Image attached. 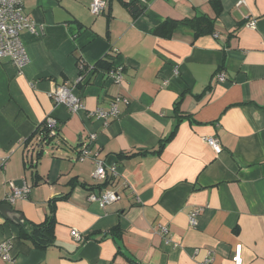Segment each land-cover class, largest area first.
Listing matches in <instances>:
<instances>
[{
	"label": "crops",
	"instance_id": "crops-1",
	"mask_svg": "<svg viewBox=\"0 0 264 264\" xmlns=\"http://www.w3.org/2000/svg\"><path fill=\"white\" fill-rule=\"evenodd\" d=\"M91 2L23 0L39 26L21 35L29 61L22 70L0 61V203L27 182L29 196L13 208L31 225L56 219L54 242L42 248L0 215V244L10 241L13 257L0 254V264H203L208 256L233 264L239 243L244 264H264V0H108L99 15ZM201 15L212 31L184 22ZM168 19L172 33L158 34ZM103 58L123 67V82L99 67L78 85L79 62ZM65 82L77 85L84 109L54 102ZM118 96L128 98L118 117L91 113ZM49 117L64 142L46 145L29 168L37 151L23 143ZM91 134V154L117 166V186L128 184L105 209L88 199L93 156L78 160Z\"/></svg>",
	"mask_w": 264,
	"mask_h": 264
},
{
	"label": "built area",
	"instance_id": "built-area-1",
	"mask_svg": "<svg viewBox=\"0 0 264 264\" xmlns=\"http://www.w3.org/2000/svg\"><path fill=\"white\" fill-rule=\"evenodd\" d=\"M108 7V0H92L90 4V11L94 15L103 13ZM254 26L255 22H251ZM30 31L37 33L39 26L34 20L28 16L25 11L23 0H0V61L3 58L10 59L15 66L22 70L29 61L28 52L26 46L22 40V32ZM217 36V34H215ZM98 68L96 65L88 66L86 73L80 74L77 83H85L86 74L94 72ZM104 73L116 84L123 82V67H112L111 69L102 68ZM220 78H224L223 74L219 75ZM75 86H70L68 83H62L56 86L52 92V98L56 104L65 105L71 112L76 113L84 109V103L82 97L75 92ZM128 98L121 96L115 97L108 108H97L91 112L96 117L109 121L112 118L118 117L120 114L119 103L127 102ZM48 125L51 128V135L55 133V127L58 126V122L55 118H47ZM96 139L95 134L90 135V141L84 143L80 149L78 160L84 161L91 158L94 161L95 169L92 172V178L94 185L99 186L109 181V185L102 189H95L90 192L88 199L92 202L98 203L100 208L105 209L107 206L119 201L121 195L119 192L120 187H128V184L122 183L117 186V183L113 181L118 177L117 166L108 164L103 158H100L98 154H91L92 142ZM206 141L213 149L219 153L222 150L219 141L214 136H209ZM32 185L24 183L20 186L13 184L12 191L6 196V202L13 205L16 201L24 199L29 196ZM130 187V186H129ZM202 211V208H195L190 212V223L195 226L198 222V215ZM160 233L166 235L169 230L166 226H159L157 229ZM73 237L78 240H82L84 235L77 229L71 231ZM166 240L170 242L169 237ZM12 243L10 241H4L0 244V254L6 261L13 260L11 255ZM233 264H244L243 258V245L241 243L235 246L232 254ZM212 257L208 256L203 264H210Z\"/></svg>",
	"mask_w": 264,
	"mask_h": 264
},
{
	"label": "trees",
	"instance_id": "trees-1",
	"mask_svg": "<svg viewBox=\"0 0 264 264\" xmlns=\"http://www.w3.org/2000/svg\"><path fill=\"white\" fill-rule=\"evenodd\" d=\"M132 10L134 11L135 14H138L142 12V8L138 6H133L131 5ZM186 23H191L197 28V33H203V32H210L212 31L214 21L205 15H201L199 17L193 18V19H186L184 20ZM176 21L174 20H166L161 26L157 28V33L161 34L163 36H168L172 33L173 27ZM112 53V52H110ZM112 56V55H109ZM111 60L108 58H103L100 60V62L96 65L97 68L99 67H104V69H111L113 65L111 64ZM79 67H80V74L84 75L87 71L88 65L85 64L84 62L80 61L79 62ZM82 83H78L80 85ZM64 142V137L61 133L60 127L56 126L55 127V133L51 135V128L48 125L47 119L44 120L42 123L38 125L36 128L35 132L27 138L23 145L25 147L28 146H34L36 152V159L35 163H33L32 160H30V166L35 167L38 160L42 157L44 154V150L46 145L52 144V145H58ZM64 147V146H63ZM39 174L35 170H32V180L34 183H37L39 180ZM109 181L103 183L102 185L99 186H91L90 190H95V189H102L105 188L109 185ZM55 227H56V219L55 216H48V218L41 223H35L33 225L27 223L25 221V226H20V232L21 236L23 238H30L34 242L37 243L42 248L48 247L50 244L54 242V237H55ZM114 231V230H113ZM133 261V259H131ZM135 262V261H133ZM136 263V262H135Z\"/></svg>",
	"mask_w": 264,
	"mask_h": 264
},
{
	"label": "water",
	"instance_id": "water-1",
	"mask_svg": "<svg viewBox=\"0 0 264 264\" xmlns=\"http://www.w3.org/2000/svg\"><path fill=\"white\" fill-rule=\"evenodd\" d=\"M0 215L6 220L16 223L19 226H25V218L22 213L17 212L9 203H0Z\"/></svg>",
	"mask_w": 264,
	"mask_h": 264
}]
</instances>
